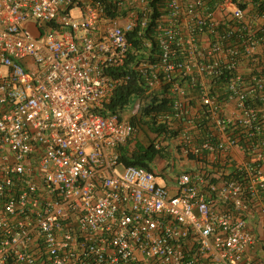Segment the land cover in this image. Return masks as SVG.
<instances>
[{
  "label": "built area",
  "instance_id": "obj_1",
  "mask_svg": "<svg viewBox=\"0 0 264 264\" xmlns=\"http://www.w3.org/2000/svg\"><path fill=\"white\" fill-rule=\"evenodd\" d=\"M163 1L0 0V264H264V15ZM155 96L167 135L131 121ZM141 127L172 187L123 165Z\"/></svg>",
  "mask_w": 264,
  "mask_h": 264
},
{
  "label": "trees",
  "instance_id": "obj_2",
  "mask_svg": "<svg viewBox=\"0 0 264 264\" xmlns=\"http://www.w3.org/2000/svg\"><path fill=\"white\" fill-rule=\"evenodd\" d=\"M237 5L243 8H248L253 6L255 12L260 15H264V0H246V3H240L239 0H233ZM164 4L163 0H154L152 3L153 8H159L158 4ZM132 60V59H131ZM129 59L126 66L120 69V74H127L130 80L127 84L120 86L116 89L109 103L106 104L104 113L120 114L121 117L125 116L127 109H131L136 96L142 95L144 92L145 84L138 71L130 70ZM130 67V68H129ZM264 74V71H263ZM172 100L169 98H158L155 96L148 106L144 108L142 112V117L140 119L134 120L131 118L132 123L139 122L140 125H145L151 133L158 135L165 134L169 132L168 125L157 124L160 115H168L172 112ZM150 144H145L139 138H136L135 142H129L128 145L120 148L121 161L125 167L136 166L144 167L150 171L156 170L157 160L170 159L173 157V153L170 151L168 146H163L161 149L155 147V140L149 138Z\"/></svg>",
  "mask_w": 264,
  "mask_h": 264
},
{
  "label": "crops",
  "instance_id": "obj_3",
  "mask_svg": "<svg viewBox=\"0 0 264 264\" xmlns=\"http://www.w3.org/2000/svg\"><path fill=\"white\" fill-rule=\"evenodd\" d=\"M249 8H250L251 12L257 14V12H255V11H256L255 8H254L252 5L249 6ZM263 19H264V16L259 17V21H263ZM258 62H259L260 68L262 69V71H264V53H263V51H261L260 54H258ZM143 134H144V136H143L144 138H146V135H147V137L149 138V133H147V130H146V129H144ZM171 145H172V144H171ZM169 149H170V151L173 153V155H175V156L178 157V154H177L176 149H175L174 147L171 146ZM242 158H243L242 155L239 154V152H238V153H237V159H238V160H241ZM165 160H166V159L157 160L158 162H157L156 165H155L157 172H158L161 176L163 175V173H164V169H165V166H166ZM186 162H188V161H186L185 159H182V161H181L180 163H183V164H187V165H189V163H186ZM187 165L182 166V167H181V170H183V169H185V168L187 169V168H189V167L191 168L192 166H194V164H192L191 162H190L189 167H188ZM186 166H187V167H186ZM166 170H167V169H166ZM166 181H168V183H167ZM170 181H171V182H170ZM160 182L163 183V184H167V185H169L170 187H172V186L174 185V181H173V180H169V179H167V178H166V175H165V177H164V175H163V177H162V179L160 180Z\"/></svg>",
  "mask_w": 264,
  "mask_h": 264
},
{
  "label": "rangeland",
  "instance_id": "obj_4",
  "mask_svg": "<svg viewBox=\"0 0 264 264\" xmlns=\"http://www.w3.org/2000/svg\"><path fill=\"white\" fill-rule=\"evenodd\" d=\"M31 31H32V33L34 34V35H38V31L33 27V26H31ZM129 109H127V111H128ZM143 131H144V128L143 127H141L140 129H138V132H139V134H138V138L142 141V142H144L145 144H150V140H149V138L147 137V135H146V138H144L143 136H144V134H143ZM165 161H176V166H175V168L174 169H171V168H169V169H167V171H166V178L167 179H169V180H172V178H174V176L179 172V171H181V167H182V165H180L179 164V161H178V159L176 158V156L174 155L173 157H170V159H166ZM167 183H168V181H166ZM171 182V181H170Z\"/></svg>",
  "mask_w": 264,
  "mask_h": 264
}]
</instances>
